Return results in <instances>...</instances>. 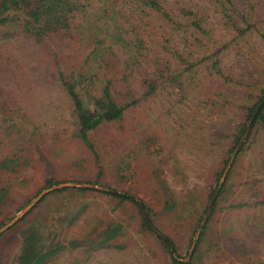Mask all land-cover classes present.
<instances>
[{
    "label": "rangeland",
    "instance_id": "374dc122",
    "mask_svg": "<svg viewBox=\"0 0 264 264\" xmlns=\"http://www.w3.org/2000/svg\"><path fill=\"white\" fill-rule=\"evenodd\" d=\"M126 1L147 33L169 41L157 45L146 33L147 63L132 73L123 64L127 56L114 48L105 52L106 44L91 39L100 35L93 6L79 12L67 31L41 37L23 31V15L2 16L8 23L0 26V162L12 159L18 167L0 169L6 189L0 228L41 190L84 183L139 201L152 227L170 241L177 264L264 263L261 121L234 156L199 242L181 262L241 139L236 143L238 131L248 123L246 110L264 92V0H230L226 15L236 29L247 28L241 35L212 0H157L178 28ZM182 11L192 15L182 17ZM213 61L229 82L214 75ZM60 75L76 83L85 101L110 81L113 100L127 106L121 120L87 133L88 145L82 143ZM150 78L156 87L148 94ZM84 190L43 196L0 234V264L12 263L26 228L36 229L44 242L78 241L79 248H66L48 264H170L168 247L142 226L137 205ZM103 231L114 238L91 251Z\"/></svg>",
    "mask_w": 264,
    "mask_h": 264
},
{
    "label": "trees",
    "instance_id": "16d2710c",
    "mask_svg": "<svg viewBox=\"0 0 264 264\" xmlns=\"http://www.w3.org/2000/svg\"><path fill=\"white\" fill-rule=\"evenodd\" d=\"M212 1L220 7V13L224 16L230 28H235V23L232 22L231 18L226 15L229 12L228 10L232 9L230 0ZM126 3V0H0V26L8 23V19L2 16L11 11L24 16L25 19L21 27L23 31L29 35L41 37L42 34L53 31L65 32L69 29L71 22H73L74 17H76L79 12L85 8L93 6L96 9L93 20L100 28V35L92 36L91 39H93L94 43L97 45L106 44L107 46H104L105 49L103 50L105 52H112L114 48L122 56H127V59L123 60V64L126 66V71H131L132 73V70H140V68L147 63L146 58L149 48L147 47L146 41L143 39L147 32L145 31V27L140 25V23L143 22L141 17H138L134 10L128 9ZM131 3L134 7L142 6V8H147L152 11L154 15H157L162 22L173 28H178V23L157 0H131ZM190 15L192 14L189 11H182L181 13L182 17ZM191 23L196 31H200L202 29L200 23L195 21V19H192ZM245 30H247V28L242 30L236 29V33L237 35H241L245 32ZM145 36L147 41H153L155 44L160 46H168L169 41L162 40V37L159 36L157 31H154L153 34L147 33ZM174 56L176 59L181 60L178 54H175ZM191 66L192 65H188V70H190ZM216 67L217 62L213 61L212 70H214V75L223 82H229L230 79L227 76H224ZM155 75L159 78V75L161 76V72L156 71ZM59 79L71 103L72 116L76 127L75 137L85 145H88L87 133L96 130L104 124L115 123L121 120L127 106L118 105L113 100L110 92V81L106 80L105 85L101 88L98 96H88L85 101L76 92V83L73 82L72 79L66 80L63 75H60ZM147 80V92L150 94L155 90L154 87H156V79L153 80L150 78ZM79 82L81 81L78 80V83ZM263 96L264 92L257 103L246 110L248 114L247 121L249 122L254 111L259 108L254 121L251 124V128H253L257 121H261L264 130V117L262 114V110L264 108V100H262ZM245 127L246 126L241 127L238 131L236 143L242 137ZM249 133L250 131L247 132L245 140L238 149L241 150L243 148ZM15 167H18V164L14 163L12 159L0 162V169H3L2 171H6L11 168L14 169ZM69 190L82 192L86 191L79 188H62L55 192L60 193ZM5 195L6 189L0 185V207ZM119 200L127 199H125V197H119ZM149 223L151 224L150 220ZM141 224L146 230H149L142 217ZM114 236L115 235H112L111 233L103 231L99 236L97 244L94 245L91 251L103 248L111 239L114 238ZM20 237L21 241L19 251L11 264H48L56 255L64 251L66 248L76 249L80 246L76 240H71L67 244H63L60 241L53 242V240H50L52 238H50L44 242L39 232L33 228L24 229L20 233ZM199 239L200 236H198L194 248L197 246ZM160 244L167 248V245L164 242L160 241ZM177 263L178 261L170 257V264Z\"/></svg>",
    "mask_w": 264,
    "mask_h": 264
},
{
    "label": "water",
    "instance_id": "95a60500",
    "mask_svg": "<svg viewBox=\"0 0 264 264\" xmlns=\"http://www.w3.org/2000/svg\"><path fill=\"white\" fill-rule=\"evenodd\" d=\"M264 100V96H263V99ZM259 108H257L253 115L251 116L249 122L247 123L246 127H245V130H244V133L240 139V141L238 142L237 146L235 147V149L233 150L222 174H221V177L219 178L218 180V183H217V186L208 202V205L206 207V210H205V213L201 219V221L199 222V225L193 235V238L191 240V243H190V246H189V250H188V253L185 257V259L181 262H186V260L188 259V257L190 256V254L192 253L193 249H194V246H195V243L198 239V236L200 234V231L211 211V208L213 206V203H214V200L217 196V193L222 185V182L224 180V177L226 175V172L227 170L229 169L230 167V164L234 158V156L236 155V153L238 152V148L239 146L242 144V142L245 140L246 138V135H247V132L250 130L251 128V124L252 122L254 121V118H255V115L257 114ZM62 188H82V189H89V190H93V191H97V192H102V193H107L109 195H114V196H118V197H125V199L135 203L137 205V207L139 208L140 210V213H141V217L143 219V221L146 223L148 229L151 231V233H153L160 241L164 242L168 249H169V253L171 255V258L180 262L179 259H177L175 253H174V250H173V247L170 243V241L161 236L160 234L157 233V231L152 227V225L149 223V220H148V217L146 215V213L144 212L143 210V207H142V204L137 201L136 199L132 198V197H129V196H126L124 194H121V193H117L111 189H107V188H101V187H96L94 185H90V184H84V183H60V184H57V185H53V186H50L48 188H45L43 190H41L38 195H36L25 207H23L22 210H20L15 216H13L6 224H4L1 228H0V234H2L3 232H5L7 229H9L10 227H12L16 222H18L43 196H45L46 194L52 192V191H55V190H59V189H62Z\"/></svg>",
    "mask_w": 264,
    "mask_h": 264
}]
</instances>
